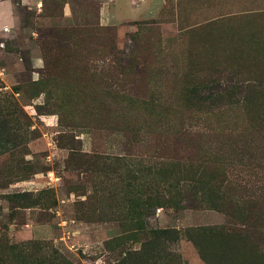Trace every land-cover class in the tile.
Listing matches in <instances>:
<instances>
[{
	"label": "rangeland",
	"instance_id": "obj_1",
	"mask_svg": "<svg viewBox=\"0 0 264 264\" xmlns=\"http://www.w3.org/2000/svg\"><path fill=\"white\" fill-rule=\"evenodd\" d=\"M11 3L0 264H264V0H151L108 24L103 0ZM242 78L222 113L190 100Z\"/></svg>",
	"mask_w": 264,
	"mask_h": 264
},
{
	"label": "trees",
	"instance_id": "obj_2",
	"mask_svg": "<svg viewBox=\"0 0 264 264\" xmlns=\"http://www.w3.org/2000/svg\"><path fill=\"white\" fill-rule=\"evenodd\" d=\"M252 89L251 82L245 78L235 81H219L217 79L205 83H197L191 90L190 100L192 103L199 105L200 108H203L206 113H222L224 109L242 104L249 97V92ZM178 185L180 183H176V186L172 189L164 182L162 190L164 193H167L166 191L179 193L180 189ZM14 249H16L14 245L8 243L0 244V259L3 252H10ZM236 258L240 259L238 256Z\"/></svg>",
	"mask_w": 264,
	"mask_h": 264
},
{
	"label": "crops",
	"instance_id": "obj_3",
	"mask_svg": "<svg viewBox=\"0 0 264 264\" xmlns=\"http://www.w3.org/2000/svg\"><path fill=\"white\" fill-rule=\"evenodd\" d=\"M24 1L28 2V0ZM150 2L151 0H103L99 11L101 22L105 24L112 21L120 23L127 18L148 15L152 8ZM14 24L15 17L11 0H0V32L9 30ZM65 225L66 220L63 214V231Z\"/></svg>",
	"mask_w": 264,
	"mask_h": 264
}]
</instances>
